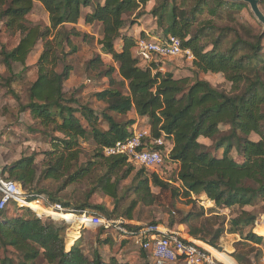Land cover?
Wrapping results in <instances>:
<instances>
[{
  "label": "trees",
  "instance_id": "obj_1",
  "mask_svg": "<svg viewBox=\"0 0 264 264\" xmlns=\"http://www.w3.org/2000/svg\"><path fill=\"white\" fill-rule=\"evenodd\" d=\"M149 1L0 0L3 33L17 36L13 47L0 46L3 63L8 69L13 63L25 65L36 44L43 42L35 63L37 76L27 88L28 101L21 110L37 119L44 133L61 135L50 138L51 149L45 151L40 160L42 170L39 175L33 155L21 156L1 173L22 189L45 193L64 207L105 212L107 214L103 215L108 218L115 217L113 212L121 200L132 192L136 198L121 211L122 218L132 220L138 203L150 205L155 202L151 187L168 189L176 196L181 191L188 203L193 202L192 195L202 194L215 206H238L241 211L229 219L228 228L220 225L207 240L201 227L191 223L199 214L188 213L179 223L186 226L189 236L213 247L225 231L240 234L241 240L235 242L236 248L231 255L237 264H242L249 251L239 253L238 246L264 244V227L257 232L261 236L252 231L243 232L244 228L253 225L254 215L242 209L257 201L264 207L263 36L249 31L248 37L243 36L235 27L213 22L199 25L198 17L204 12L214 16L223 11L240 12L245 8L242 3L194 0L188 5L187 0H153L155 4L151 10L141 12ZM35 2L47 12L48 24L27 22L26 17ZM132 14L135 18L150 14L155 18L161 36L179 38L181 47L189 50L193 57L191 75H175L165 66L161 71L160 62L141 65L137 39L131 34H121L127 24L125 17ZM80 20L84 26L98 23L101 27L97 40L100 53L88 60L86 68L94 72L97 80H107L105 88L95 93L96 99L105 104L101 113L105 128L99 125L100 118L95 110L67 97L63 87L72 69L64 63V58L77 50L72 38L93 36L77 28ZM67 25L70 28H66ZM104 55L109 56L112 64L105 62ZM206 73H220L229 83V89H219L201 78L200 75ZM2 79L0 74V87ZM129 112H134L131 118H115ZM141 118L147 119L151 138L163 134L167 140H172V148L164 157V168L168 172L177 169L174 183L178 181V184L140 167L133 174L131 186L121 192V183L131 175L133 165L124 155L107 156L102 150L130 137L132 125ZM223 124L229 126L227 132L221 130ZM251 134L258 138L251 140ZM200 138L211 140L213 149H222V154L212 153L199 141ZM84 140L91 141V150L90 157L83 161L81 141ZM236 141L242 163L226 153ZM154 149L162 151L159 147ZM38 178L59 181L60 185L53 193L37 190ZM84 182L88 188L82 194L72 192L65 199L58 197V192ZM96 193L112 199L114 210L91 203V197ZM31 206L35 208L33 204ZM263 219L259 217L258 223ZM53 221L37 217L27 207L0 210V264H39L40 261L47 264H131L114 256L103 258L98 246L109 244V237H98L95 245L87 246L80 235L66 247L67 224ZM168 225L173 226L174 221ZM84 229L81 227L80 231ZM101 232L105 231L102 229ZM146 264H150L148 260Z\"/></svg>",
  "mask_w": 264,
  "mask_h": 264
},
{
  "label": "rangeland",
  "instance_id": "obj_2",
  "mask_svg": "<svg viewBox=\"0 0 264 264\" xmlns=\"http://www.w3.org/2000/svg\"><path fill=\"white\" fill-rule=\"evenodd\" d=\"M100 0H92V2H98ZM194 0H187V4L191 5ZM227 2H230L226 0ZM245 5V8L240 12H228L223 11L221 15L214 16L208 12H204L198 17L199 25L205 24L204 22H213L219 26L230 25L235 27L242 35L249 36L248 33L260 34L263 36L261 45L262 52L264 53V25L261 24L256 17L253 15L248 4L243 2H238ZM155 2L153 0L147 2L143 5L141 12H149L154 6ZM259 7L264 13V0H259ZM86 10V9H85ZM88 10V8H87ZM85 13V11H83ZM227 13H231L230 15ZM27 22L33 24H48V14L44 8L36 3L32 11L26 17ZM127 22L124 29H122L121 34H131L135 35L136 39L139 37L149 39L150 37L161 36L162 33L157 28L155 18L150 14H147L141 18H135V15H128L125 17ZM134 21L135 24L131 25L129 22ZM79 22H82L81 20ZM66 28H70L67 25ZM77 28L84 32H89L92 34L90 38L73 37L72 41L77 46V50L74 53L68 54L64 58V63L72 66L67 80L64 82V91L67 97H73L77 99L79 104H84L91 107L99 116V125L103 128L106 127V122L102 120L101 113L105 109V104L98 101L95 97V93L105 88L106 78L96 79L94 77V72L87 71L86 63L95 54L100 53V46L97 43L100 33V24L94 23L90 26H77ZM249 31V32H248ZM17 42V36L10 37L3 33V27L0 26V46L5 45L7 48H11ZM43 42L39 41L32 52L26 59L25 65L18 63H13L11 69L3 63V56L0 53V74L2 75V84L0 87V171L6 166H9L12 162L16 161L23 155H33L36 158L37 163V175L40 174L42 166L40 160L44 157V152L51 149L50 138L61 137L58 133H44L43 128L38 124L37 119L32 118L28 111H22L21 106L24 105L27 99V88L29 84L36 78V67L35 63L42 51ZM65 51L69 52V48L65 47ZM134 55L135 52L133 51ZM105 62L112 64L109 56H103ZM192 60V59H191ZM191 60H189L186 55L178 56L173 59L162 60L161 65L165 66L168 70L175 73L176 75H191ZM141 62V65L146 63ZM61 67L58 69L60 70ZM116 78H119L117 74H114ZM201 78L209 81L213 86L219 89H229V83L220 74L206 73L201 74ZM5 84V85H4ZM134 115V112H129L124 117H115L119 119H128ZM147 119L145 121H137L139 127L147 126ZM148 127V126H147ZM221 130L227 132L229 126L226 124L221 125ZM258 137L255 134L250 135L251 140H256ZM199 141L208 146L212 153L222 154V149L215 151L213 149L212 141L205 138H200ZM91 141L84 140L81 141V148L83 152L81 154V160H87L90 157ZM228 155L233 157L239 163H242V157L239 154L237 141L232 142L227 152ZM134 170L131 175L121 183V192L125 191L132 184L133 174L140 169L139 166H133ZM148 173L154 172L150 169H146ZM163 179H168L169 182L174 183L176 178L175 169L173 171L166 170L162 168L160 171ZM60 185L59 181H52L50 179L42 180L38 178L35 183V189L37 190H49L52 193L56 191ZM88 188L87 183L84 182L79 185H73L66 188L65 191L58 192L57 195L60 199H65L70 193H76L77 195L82 194ZM28 193H38L32 192L25 189ZM151 191L155 194L156 199L153 204L146 205L143 203H138L133 212V219L131 220V225L134 226H144L146 224H157L165 228H169L176 232H179L183 236H189L187 234L186 226L180 224V220L184 215L188 213L199 214L191 220L192 224L200 226L202 229V235L205 236L206 240L211 237V235L219 228L220 225L224 228H228V221L230 218L236 216L241 208L238 206H233L231 208L218 207L213 204L212 201L208 200L204 195H192V203H188L186 198L182 197V192L179 195H173L168 189H159L156 187H151ZM129 192V191H128ZM43 194V193H42ZM45 194V193H44ZM47 195V194H46ZM48 196V195H47ZM136 198V194L129 192L124 200H121L116 211L113 212V216L116 218H122L121 211L129 204V202ZM50 199V198H49ZM51 200V199H50ZM52 201V200H51ZM55 202V201H53ZM93 204H103L109 210H114L113 200L101 193H96L91 197L90 200ZM62 204V203H61ZM63 205V204H62ZM17 208V204L10 202L7 210L14 211ZM66 209H73L67 208ZM243 210L252 212L254 215L253 225L243 229V232L252 231L256 235L257 232L264 227V219L262 222L258 223V218H264V207L263 203L257 201L255 204L250 206H245ZM90 210V209H89ZM94 211V210H90ZM104 215L107 213H103ZM65 216H63L64 218ZM68 219H73L71 216H67ZM42 219H46L42 217ZM174 221L173 226H169L170 221ZM55 224L64 223V221H53ZM66 225V224H65ZM67 235H66V247L68 242L73 239L75 234V225H66ZM98 227H86L82 232L86 231L85 237H83L82 243L85 245L93 244L98 237L103 235L102 229ZM107 237L111 240L112 249H116V240L119 239L117 233L114 229H110L104 232ZM76 235V234H75ZM105 235V236H106ZM261 236V235H259ZM190 237V236H189ZM264 238V236H262ZM193 238V237H191ZM208 248L211 247L205 242L195 239ZM240 234L238 233H228L223 232L221 237L216 241L215 248L218 252L223 253L229 257H232L231 253L236 248L235 242L240 241ZM72 244V243H71ZM70 244V245H71ZM203 246V245H202ZM131 247L136 254L141 256L143 264H146V259L143 253L139 250V247L131 241ZM206 249H208L205 246ZM238 252L249 253L244 258L242 264H264V244H245L237 247ZM214 249V250H215ZM233 258V257H232ZM223 262V261H222ZM225 263V262H223ZM237 263V262H236ZM39 264H47L44 261H40ZM180 264V263H176ZM227 264V263H225Z\"/></svg>",
  "mask_w": 264,
  "mask_h": 264
},
{
  "label": "built area",
  "instance_id": "obj_3",
  "mask_svg": "<svg viewBox=\"0 0 264 264\" xmlns=\"http://www.w3.org/2000/svg\"><path fill=\"white\" fill-rule=\"evenodd\" d=\"M136 48L139 58L146 64L159 63L162 60L173 59L186 55L191 60L189 50L181 47L179 38L173 35L155 36L145 39L137 38ZM164 71V66L159 67ZM172 140H167L162 134L151 138L148 127H139L137 122L132 125L130 137L117 141L112 146L103 147V153L109 155H124L127 162L133 166L144 167L154 171L160 178L164 168V157L172 148ZM162 148L161 150L154 149ZM169 169V167H168ZM176 178H177V169ZM178 184V181L175 183ZM179 186V185H178ZM10 202L17 207L31 209L37 217L62 220L67 225L81 227H98L104 231L114 229L121 239L135 238V244L144 251L152 264H225L215 258L208 250L191 236H183L179 232L157 224L144 226L131 225V220L124 218H108L101 213L87 209H66L60 202H53L42 193H28L21 186L7 179L0 171V210L8 207ZM34 205L41 209L39 212ZM71 215L73 219L63 218Z\"/></svg>",
  "mask_w": 264,
  "mask_h": 264
},
{
  "label": "crops",
  "instance_id": "obj_4",
  "mask_svg": "<svg viewBox=\"0 0 264 264\" xmlns=\"http://www.w3.org/2000/svg\"><path fill=\"white\" fill-rule=\"evenodd\" d=\"M38 3V2H35L34 5ZM39 4V3H38ZM78 26H82L84 27V24L83 22H78ZM136 38L135 35H132ZM170 71V70H169ZM175 74V73H174ZM176 75V74H175ZM146 118H141V119H137V121H145ZM136 121V122H137ZM147 121V120H146ZM135 122V123H136ZM75 236H73V239H72V243L74 240H76L80 235H82V237H85V234H86V231L85 232H82L80 231V229H78L77 227H75ZM106 234L103 233V235L100 236V238H105L107 237V235L105 236ZM112 240V238H111ZM111 240L109 242V244H101L98 246V250L100 251L101 255L103 256L104 259H108L109 257H112L114 256L117 260H127L129 261L131 264H143V260L141 259V256L136 254L134 251H131L133 250L132 247H131V241H133V243H135V238H129V239H117L115 242H116V246L117 248L116 249H112V245H111ZM201 245H203L204 247L206 246L208 248L207 245H204L203 243L199 242ZM215 248L212 247V250H214ZM215 258H217L218 260H221L227 264H237L236 261L234 260V258L232 257H229L227 255H224L223 253H219L216 249L214 250L215 252L213 253L210 248L207 249ZM145 253H143L144 255ZM220 255V256H219ZM146 257V254L144 255L143 258ZM146 261L148 260V262L150 264L151 261L147 258H145Z\"/></svg>",
  "mask_w": 264,
  "mask_h": 264
},
{
  "label": "water",
  "instance_id": "obj_5",
  "mask_svg": "<svg viewBox=\"0 0 264 264\" xmlns=\"http://www.w3.org/2000/svg\"><path fill=\"white\" fill-rule=\"evenodd\" d=\"M230 2H243L248 4L250 10L256 19L264 25V13L261 11L259 7V0H228Z\"/></svg>",
  "mask_w": 264,
  "mask_h": 264
},
{
  "label": "bare ground",
  "instance_id": "obj_6",
  "mask_svg": "<svg viewBox=\"0 0 264 264\" xmlns=\"http://www.w3.org/2000/svg\"><path fill=\"white\" fill-rule=\"evenodd\" d=\"M202 196H203V195H202ZM35 208H36L39 212H41V209H40V208H38V207H36V206H35ZM64 216H65L64 218H67V216H71V215H68V214L66 215V214H65ZM73 236H75V235H73ZM71 240H72V239H71ZM71 240H70V241H71ZM199 244H200V243H199ZM200 245H201V244H200ZM203 247H204V246H203ZM204 248H205V247H204ZM205 249H206V248H205ZM211 249H212V248H211ZM206 250H207V249H206ZM211 251H212L213 253L215 252L214 250H211ZM219 256H220V255H219Z\"/></svg>",
  "mask_w": 264,
  "mask_h": 264
}]
</instances>
